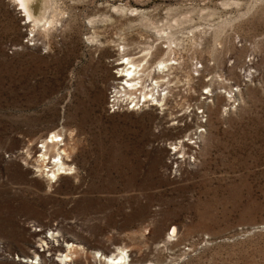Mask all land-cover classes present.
<instances>
[{
    "label": "rangeland",
    "instance_id": "374dc122",
    "mask_svg": "<svg viewBox=\"0 0 264 264\" xmlns=\"http://www.w3.org/2000/svg\"><path fill=\"white\" fill-rule=\"evenodd\" d=\"M19 4L0 0V264H61L50 235L70 264H264V0H26L36 24ZM123 57L173 63L163 103L114 96Z\"/></svg>",
    "mask_w": 264,
    "mask_h": 264
},
{
    "label": "bare ground",
    "instance_id": "6f19581e",
    "mask_svg": "<svg viewBox=\"0 0 264 264\" xmlns=\"http://www.w3.org/2000/svg\"><path fill=\"white\" fill-rule=\"evenodd\" d=\"M19 5L21 6V9L25 12L28 19H31V22H34L35 24L37 21H34L31 15L29 14L27 10V4L26 0H18ZM47 21V20H45ZM38 24H40L38 22ZM36 26V25H35ZM120 64L121 69L118 71V73L115 72L116 77L118 79H121L122 84L121 87L118 85L114 90V96L117 98L116 95H122L124 97L132 98L134 97L137 99V104L140 102H150L151 106L153 105H159L158 103H163L165 99L166 93H163L161 90L160 83H163L167 75L159 76V74L167 73L172 67L173 63L169 60H161L156 64V69H153V71L149 68L148 62H146V59L134 62L133 58H121V60L118 62ZM198 71L197 69H195ZM159 77L161 79L155 80L153 77ZM210 87H206L208 89ZM210 94L213 96H216L213 89L209 90ZM139 93L138 98L136 97V94ZM132 94V95H131ZM208 93H203V95H207ZM133 110V109H132ZM61 142V138H58V135L56 133L50 134V137L48 136L47 139L43 142V144L40 147V158H42V161H46V163H49L50 170L47 172L50 174L49 179L50 180H57V178L61 175H65L68 173V171L71 169L70 167L66 166L63 161V156L65 151L62 149H59ZM53 147L55 149V154L50 157L47 154V148ZM45 163V164H46ZM47 166V165H46ZM49 167V166H47ZM58 235L52 236L50 235L48 238L49 243L51 244L50 248L54 247H60L65 248L64 254L57 255V259L55 261L61 263V264H67L71 261V257L69 256L70 249L73 247L71 244L69 245L67 242L64 243V240L56 239ZM62 239V238H61ZM62 244H64L62 246ZM41 245V244H40ZM48 243L42 242L41 247L42 252L45 251V249H48L47 246ZM73 250V248H72ZM59 251V250H58ZM99 253V252H98ZM97 254V252H96ZM103 256V255H102ZM126 256V255H125ZM101 257V256H100ZM126 258L123 255V252L120 250L117 255L112 254L109 256H103V260L106 264H127ZM20 261V260H19ZM23 264H36L34 261V258H32L30 261L28 259H24L21 261ZM72 262V261H71ZM129 263V262H128Z\"/></svg>",
    "mask_w": 264,
    "mask_h": 264
},
{
    "label": "built area",
    "instance_id": "2783aa9c",
    "mask_svg": "<svg viewBox=\"0 0 264 264\" xmlns=\"http://www.w3.org/2000/svg\"><path fill=\"white\" fill-rule=\"evenodd\" d=\"M109 103H111L112 104V106L113 107H115L116 106V103H115V100H111V101H109ZM134 102L133 101H128L127 103H125L126 105L125 106H127V109L128 110H132L134 107H135V105H137V103L136 104H133ZM140 104V103H139ZM111 108V107H110ZM117 109V108H116ZM116 109H114V110H116ZM111 110V109H110ZM35 231H38V230H36V229H34ZM39 247V249L41 248L40 246H38ZM37 247V248H38ZM2 249H3V247L1 246V244H0V252H1V254H2ZM42 250V249H41ZM40 250V251H41Z\"/></svg>",
    "mask_w": 264,
    "mask_h": 264
}]
</instances>
